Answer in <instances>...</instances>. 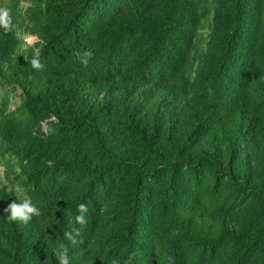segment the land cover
<instances>
[{"label": "trees", "instance_id": "trees-1", "mask_svg": "<svg viewBox=\"0 0 264 264\" xmlns=\"http://www.w3.org/2000/svg\"><path fill=\"white\" fill-rule=\"evenodd\" d=\"M148 1L132 0L138 8L125 22L111 14L116 7L109 0H39L42 71L14 64L15 31L0 27V77L22 90L24 111L55 119L63 131H83L91 143L87 151L12 123L0 125V139L25 161L87 178L59 199L65 209L54 229L38 203L41 215L27 224L7 219L5 209L19 200L0 189V264H59L54 249L61 244L68 247L70 264H112L114 259L90 251V241L99 247L108 241L85 233L105 221L95 210L100 196L108 198L120 181V170L135 176L125 221L112 230L119 264H166L167 258L172 264H264L261 3L236 0L231 11L234 0ZM202 19L211 24L209 39L206 51L195 55L191 47ZM139 27L152 34V42L122 55L121 41ZM86 51L93 54L87 66L80 61ZM192 56L202 62L197 77ZM200 88L214 93L215 110L196 103L191 93ZM134 138L142 147H133ZM177 166L186 169L187 180L152 183ZM206 173L236 188L230 196L252 198L256 209L230 215L222 209L228 196L218 199L215 209L203 203L198 185ZM81 203L88 208L87 223L72 244L64 233L81 228L75 222ZM164 225L171 227L169 235ZM104 226L111 234L110 225Z\"/></svg>", "mask_w": 264, "mask_h": 264}, {"label": "rangeland", "instance_id": "rangeland-1", "mask_svg": "<svg viewBox=\"0 0 264 264\" xmlns=\"http://www.w3.org/2000/svg\"><path fill=\"white\" fill-rule=\"evenodd\" d=\"M109 1L116 7L112 9L111 14L118 20L131 22L134 19V14L138 8L136 4L138 3H133L132 0ZM144 1H146V5H149L148 0H141V2ZM235 1L229 6L231 11H234L236 8ZM259 2L262 6L261 20L264 23V0H259ZM4 6L10 10L14 33L18 39V46L15 49V54L12 56V61L14 64L25 69L35 70L31 67L30 61L33 57H38L37 44L41 19L35 16V12L38 10L39 0H4ZM200 25L199 40L191 47V53L195 55H200L201 49L206 51L207 41L209 39L208 30L211 24L209 25L206 20L202 19ZM151 42L152 34L145 28L139 27L135 30L132 37L121 41L120 51L122 55H129L133 52L143 50ZM199 59V57L195 58L194 56L190 58V62L194 63V77H197L201 72L200 66L202 62ZM193 90L196 93L191 94L196 97V103L206 105V110H215L216 100L214 93H210L203 88ZM4 123H12L21 131L32 132L44 140H52L67 146L75 143L84 150H90L91 143L85 132L79 131L74 133L63 131L55 119L45 115L30 117L24 111V95L22 90L0 77V125ZM131 144L133 147H142L138 138L132 139ZM12 149L8 147L6 141L0 139V189L8 192L18 200L22 199L24 195H27L32 199L34 204H42L48 215V220L51 223L50 229H54L53 227L60 223V213L65 209L58 203L59 199L64 196V193L74 190L77 186L78 188L81 187L87 182V178L83 176L78 177L74 173H56L52 168H47V165L41 161H37L36 164L30 163L29 161H25L22 156L13 152ZM35 166L43 169L41 172H38ZM24 170L27 172L25 173ZM132 173L133 175H130L127 171L120 170L121 179L117 182L113 191L110 192L108 198L100 196L103 200L101 198L100 203L97 205L100 208L96 209L95 212H99L100 219L105 221L94 228L90 227L85 233L86 237L91 238L95 236L93 234L94 231L98 234V238L108 241L104 243L105 245L103 247L97 246L93 240L90 241V251L97 256L104 255L111 259H119L122 257L120 256V247L115 241H111L113 236L116 235L114 234L116 232H112V230L119 231L118 227L120 223L124 222L127 216L125 215L128 207L127 201L131 198V193L134 191L132 183H134L135 174L134 172ZM170 177L175 179L185 178L187 180L186 169L177 166V168L172 170L171 176L165 172L159 173L152 183L156 187H161L162 183L166 182ZM227 185L224 181L214 182L212 177L206 173L198 185V187L201 186V189H199L201 190L200 199H202L203 203H208L210 208L215 209L218 205V199L220 200L221 197L228 196V200L222 205V209L228 212L231 211L230 215H239L241 210L246 207L256 209L257 202L252 200V198H238L235 195L230 196L228 193H236V188ZM38 189L40 192H38ZM89 211L93 210L89 209ZM105 224L110 225L107 230L111 231V234L105 232ZM170 228V226L164 225L162 227L163 233L169 235L172 232ZM101 235H104L105 238H101ZM239 246L240 244L238 243ZM166 264H172V260L169 261L167 258Z\"/></svg>", "mask_w": 264, "mask_h": 264}, {"label": "clouds", "instance_id": "clouds-1", "mask_svg": "<svg viewBox=\"0 0 264 264\" xmlns=\"http://www.w3.org/2000/svg\"><path fill=\"white\" fill-rule=\"evenodd\" d=\"M0 27H2L5 32H11L14 30V25L12 22V17L9 8L6 6H0ZM80 58L81 54L76 53ZM83 59L80 58V61L83 65L87 66L89 58L93 55L91 51H86L83 54ZM31 67L37 71H42L44 68L43 63L38 57H33L30 61ZM79 215L75 217V222L81 225V228H73L71 231H66L64 237L72 244L78 243L77 237L81 236L82 227L87 223L86 213L88 208L86 204L81 203L78 206ZM5 211L10 212V215L7 217L9 220L19 221L21 223L27 224L34 216H40V209L36 204L33 203L32 199L27 195H24L22 199L13 201L8 205V208ZM55 255L59 260V264H70L68 256V247L65 244H61L57 249H54ZM134 256V254H133ZM132 257H129L131 260ZM112 264H119L118 260H113ZM125 264H129V261H126Z\"/></svg>", "mask_w": 264, "mask_h": 264}]
</instances>
